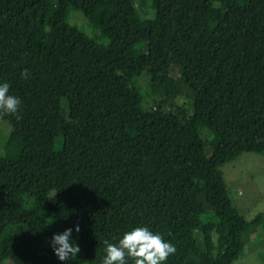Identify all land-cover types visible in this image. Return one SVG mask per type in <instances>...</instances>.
<instances>
[{
    "label": "trees",
    "instance_id": "trees-1",
    "mask_svg": "<svg viewBox=\"0 0 264 264\" xmlns=\"http://www.w3.org/2000/svg\"><path fill=\"white\" fill-rule=\"evenodd\" d=\"M73 9L94 37L68 23ZM146 72L177 81L171 96L187 87L192 114L145 106L133 80ZM0 82L21 101L0 112V264H101L104 242L138 226L175 246L163 264H231L262 225L218 168L264 154V0H0ZM76 223L80 251L59 261L49 240Z\"/></svg>",
    "mask_w": 264,
    "mask_h": 264
},
{
    "label": "rangeland",
    "instance_id": "rangeland-1",
    "mask_svg": "<svg viewBox=\"0 0 264 264\" xmlns=\"http://www.w3.org/2000/svg\"><path fill=\"white\" fill-rule=\"evenodd\" d=\"M147 6H140L137 12L140 18H152L154 16L151 3L148 1ZM68 23L75 25L83 33L90 37L95 36V31L89 27L86 18L80 11L71 10L68 17ZM100 43H107L106 38H96ZM172 73L177 72V65L172 64ZM148 74L143 73L140 77L133 80V84L139 89L143 96V101L150 104L154 103L156 98L164 99L166 109L174 110L179 106L184 109L185 116H189L193 112V93L183 87V91L176 96H171L177 89V81L172 85H154L148 81ZM145 104V103H143ZM148 104H145V106ZM63 118L58 121L57 133L60 135ZM11 133V126L0 120V155L6 153V143ZM200 136L207 144L212 145L213 135L208 128L200 127ZM206 145L205 153L209 154L210 148ZM222 180L226 186L231 204L242 214L246 220H251L258 213H263V223L257 228V232L251 233L247 240L244 250L239 257L231 264H264V154L243 153L231 161L224 162L218 168ZM22 228V227H18ZM196 239L200 241V233ZM196 236V235H195ZM213 242L215 247H221V240L216 232H213ZM6 263H9L7 260Z\"/></svg>",
    "mask_w": 264,
    "mask_h": 264
},
{
    "label": "clouds",
    "instance_id": "clouds-1",
    "mask_svg": "<svg viewBox=\"0 0 264 264\" xmlns=\"http://www.w3.org/2000/svg\"><path fill=\"white\" fill-rule=\"evenodd\" d=\"M9 87L7 82H0V112L10 114L18 111L21 101L19 97L9 93ZM79 231L80 225L76 223L52 235L49 244L59 261L76 257L80 248L72 234ZM104 243L105 255L101 264H128V258L132 259V264H163L176 251L172 243L147 226L133 227L125 231L117 243Z\"/></svg>",
    "mask_w": 264,
    "mask_h": 264
}]
</instances>
